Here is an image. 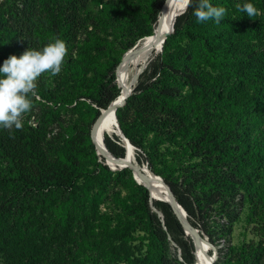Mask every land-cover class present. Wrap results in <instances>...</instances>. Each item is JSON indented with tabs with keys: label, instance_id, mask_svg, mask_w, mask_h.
<instances>
[{
	"label": "trees",
	"instance_id": "1",
	"mask_svg": "<svg viewBox=\"0 0 264 264\" xmlns=\"http://www.w3.org/2000/svg\"><path fill=\"white\" fill-rule=\"evenodd\" d=\"M164 1L153 0L150 13L153 30L146 36L153 34L159 25L164 10L159 9ZM198 2L192 0L188 11L178 15L175 32L168 35L163 50H158L159 45L155 46L154 57L141 74L132 91L134 93L127 98L126 104L117 108L116 114L123 133L137 148V160L141 162L142 158L139 150H145L149 168L164 179L188 212L191 223L201 228L212 243H216L217 238L228 239L233 231L244 207L245 196L241 195V190L254 185L252 179L256 170L248 166H254L256 162V168L264 166V0H210L214 7H224L227 12L219 24L211 19L218 28L204 31L194 28L199 23L193 14ZM245 3L254 4L258 15L250 18L236 9V4ZM34 6L46 7V0H32L33 9ZM92 24L89 40L80 45L70 42L71 34L64 33L63 25L58 24L56 19L39 25L35 34L44 39L48 36L46 32L50 31L54 38H60L66 45L68 43L67 46L77 49L76 57L67 53L64 58L71 70L73 63L95 60L105 49L101 41L102 30L96 21ZM227 27L238 31L239 38H227L230 37L225 30ZM180 35L186 36L190 49L178 47L175 41ZM141 36L129 41L124 47L125 52L118 56L113 50L108 51L111 59L100 78L95 97L98 108L88 129L96 148L93 150L94 167L80 160L67 159L66 169L55 168L46 165L45 157L35 154L40 168L23 169L15 162L12 143L0 132V254L8 264H103V253L88 255L85 252L87 244L94 243L91 238L107 231L114 239L127 241L141 221L147 226L150 221L156 224L150 230L160 239L162 248L160 255L143 264H179L172 263L168 256L184 264H197L193 238L189 230L185 233L172 205L152 196L150 190L136 179L131 168L111 170L104 163H107L106 155L97 146V118L101 110L120 95L123 57ZM7 41L4 36L1 42H4L5 48ZM8 52L3 51V56H8ZM173 60H178L179 64H174ZM198 61L205 64L211 62L218 67L219 85L212 89L204 87V74L194 66ZM186 87H191L190 98L180 103L177 100L182 99ZM139 96H155L162 107L173 110L177 115L180 110L183 115L208 116L209 105L215 108L212 123L203 121L202 124L186 127V131L191 133L185 146L193 158L199 157L202 161L193 164V169L183 175L182 183L158 170L156 159L148 150V146L154 150L149 135L155 127L148 123L145 114L138 113L136 116L137 120L141 119L136 134L130 132L129 125L123 120L124 108L132 98ZM175 102L180 106L176 107ZM221 105H225V110L219 111ZM232 120L235 123L229 128L228 123ZM65 135L63 127L52 135L59 154H63V150L71 144L63 138ZM114 137L107 135L105 144L113 156L124 158L127 150L122 145V138L119 135ZM22 141L31 146L28 137L22 138ZM97 150L104 162L99 160ZM125 174L138 191V201L111 214L100 212L102 194L118 197L114 184L117 181L125 183L126 179L122 177ZM261 200L264 202V193ZM162 213L172 239L181 249L177 255L160 220ZM45 248H49L51 253ZM215 264H221L220 256Z\"/></svg>",
	"mask_w": 264,
	"mask_h": 264
},
{
	"label": "rangeland",
	"instance_id": "2",
	"mask_svg": "<svg viewBox=\"0 0 264 264\" xmlns=\"http://www.w3.org/2000/svg\"><path fill=\"white\" fill-rule=\"evenodd\" d=\"M46 5L41 8L34 6L33 9L32 0H0V67L11 55L20 56L29 48L40 50L47 43L54 41V35L50 31L46 32L48 36L44 39L35 34L40 28L39 25L52 19H56L58 24L63 25L64 33L71 34L70 42L75 45L84 44L85 40H89L88 37L93 29L92 21H96L103 33L101 41L105 49L95 60H81L73 63L71 70L63 62L62 70L56 76L50 73L42 74L36 82L37 95L33 97L29 94L32 107L22 118L23 127L19 130L14 126L11 130L0 128V132L12 143L15 148L13 151L15 162L23 169L40 168L35 154L45 157L46 165H52L55 168L66 169L71 159L80 160L94 167L92 165L93 150L96 148L88 135V129L98 108L95 97L100 78L106 63L111 59L108 51L111 49L118 56L125 52L124 47L129 41L142 34L136 40L135 46L129 50L131 51L146 37L147 33L153 30L150 17L153 0H46ZM194 28L204 31L216 29L218 26L210 19L199 22ZM225 30L230 35L227 38H239L238 31L229 27ZM4 36L8 40L6 48L4 42H1ZM175 42L178 47L190 49L185 35L178 36ZM160 48L161 45L158 50ZM3 51H9L8 56H3ZM129 51L125 53V57ZM76 52L77 49L67 46L69 55L76 57ZM153 57H150L148 64ZM173 61L174 64H179L178 60ZM194 66L204 74V87L212 89L220 84V72L213 63L205 64L203 61H198ZM138 83L139 81L134 87ZM249 90L252 91L251 88ZM190 93L191 87H186L182 99L177 101L180 103L182 100L187 101ZM174 104L176 107L180 106L176 102ZM161 105L162 103L155 96L132 98L123 110V120L129 125L130 132L136 134L141 121V119L137 120L136 116L138 113L145 114L148 123L155 127L149 135V141L150 144H154V150H151L149 146L148 150L153 153L158 170L170 174L173 180L182 183L183 175L193 169L194 163L202 161V158H193L191 151L185 146L188 135L191 133L189 130L186 131V127L196 123L202 124L203 121L212 123L215 108L210 104L208 116H193L189 113L183 115L180 110L177 115L173 110ZM222 110H225V105H221L219 111ZM142 121H144L143 118ZM234 123L235 120L229 121L228 127L231 128ZM60 126L66 130L63 138L71 143L69 148L63 150V154L57 152L52 139L54 132L61 129ZM25 137L30 139V147L22 141ZM109 137L114 136L109 135ZM135 151L134 149V164L142 169L148 168L147 152L139 150L142 154L141 162H139ZM257 165L256 162L254 166H248L249 169L256 170V176L252 179L254 185L241 190V195L245 196L244 207L234 223L232 233L228 239L220 237L217 238L216 243H213L218 251V257L220 256L221 264H264V202L261 200V195L264 193V166L258 169ZM97 167L101 169L100 166ZM202 168L198 167V169ZM111 170L117 171L112 168ZM122 177L126 179L125 183L117 181L114 184L118 197L102 194L99 199L100 212L111 214L119 211L122 206H132L138 201L136 187L126 174ZM155 225L150 221L147 226L146 222L141 221L127 241L114 239L109 232L101 231L95 238H91L94 243L87 244L85 252L88 255L103 253V264H143L151 261L162 253L160 239L150 230V227ZM94 239L98 241L95 242ZM45 250L51 253L49 248ZM180 250L175 246L176 255ZM168 258L172 263L184 264L171 256ZM0 264H8L5 258H1V254Z\"/></svg>",
	"mask_w": 264,
	"mask_h": 264
},
{
	"label": "clouds",
	"instance_id": "3",
	"mask_svg": "<svg viewBox=\"0 0 264 264\" xmlns=\"http://www.w3.org/2000/svg\"><path fill=\"white\" fill-rule=\"evenodd\" d=\"M192 0H182L184 8L181 14L191 5ZM236 9L246 13L250 18L258 15L254 4H236ZM193 14L198 22L215 19L220 23L226 14L224 7H214L210 0H199ZM67 54L66 42L60 38L47 43L42 49L29 48L20 56L11 55L0 67V127L11 130L23 127L22 118L29 112L32 102L29 94L35 97L37 80L44 73L58 75L62 70Z\"/></svg>",
	"mask_w": 264,
	"mask_h": 264
},
{
	"label": "bare ground",
	"instance_id": "4",
	"mask_svg": "<svg viewBox=\"0 0 264 264\" xmlns=\"http://www.w3.org/2000/svg\"><path fill=\"white\" fill-rule=\"evenodd\" d=\"M183 8L184 5L182 0H167L163 14L159 20V25L154 30V33L144 37L135 49H132L131 51L128 50L129 52L127 56H124L125 58L123 57L120 77L121 96L119 95L120 97H118L117 100H121L126 93L133 91L134 85L139 81L140 75L146 68L155 46L163 45L164 35L172 28H175V21ZM116 110L109 112L104 116L103 120L101 121L100 119L97 124L96 141L98 143V148L106 155L107 163L112 167H119L121 164L125 163L135 165L140 171L138 172L135 170L136 179L150 190L152 196L169 202L174 208L176 214L181 219H185L186 216L183 211V205L179 203L175 195L167 187L164 179L161 176L159 177V175L149 167L142 169L139 165L134 164V152L131 151L130 145H128L118 129L115 117ZM107 135H119L122 138L123 144L128 145L127 153L124 158L115 157L110 153L105 144V137ZM189 232L197 249V264H213L214 256L209 252L210 245L200 236V232H197L196 229H189Z\"/></svg>",
	"mask_w": 264,
	"mask_h": 264
},
{
	"label": "water",
	"instance_id": "5",
	"mask_svg": "<svg viewBox=\"0 0 264 264\" xmlns=\"http://www.w3.org/2000/svg\"><path fill=\"white\" fill-rule=\"evenodd\" d=\"M166 1L167 0H165L164 1V3L162 4V6H161V8L159 9V11L160 10H162V9H164V7H165V5H166ZM188 9H189V7H188ZM188 9H187V11H188ZM179 24V22H177L176 23V25H178ZM175 32V28H172L171 30H169L165 35H164V39H163V44H164V42H165V40H166V38L168 37V35H170V34H172V33H174ZM160 50L162 51L163 50V45L161 46V48H160ZM120 86V85H119ZM138 89V87L136 88V90ZM135 90V91H136ZM134 92H128V93H126L124 96H123V98L121 99V100H117V99H114L106 108H104V109H102L101 110V114L99 115V117L97 118V119H101V121L103 120V118H104V116H106L109 112H111L112 110H116L117 109V107L118 106H123L125 103H126V101H127V98L130 96V95H132ZM121 96V95H120ZM120 96H118V97H120ZM115 117H116V120H117V126H118V129L120 130V133L122 134V136L124 137V139L126 140V142L128 143V145H130V149H131V151H133L134 152V149H135V146L130 142V140L125 136V134L123 133V131H122V129H121V127H120V124H119V122H118V118H117V114H116V112H115ZM125 148H126V150H127V148H128V145L127 144H122ZM97 154H98V156H99V160H101L102 162H104L102 159H101V156H100V153L98 152V150H97ZM105 164H107V165H109L108 163H106V162H104ZM112 169H114V170H120V169H123V168H125V167H129V168H131L132 170H133V173H134V175H135V170H137L138 172H140L139 171V169L138 168H136L135 167V165H133V164H130V163H125V164H121L119 167H112L111 165H109ZM140 174H142V173H140ZM160 177V176H159ZM146 181L149 183V181L146 179ZM173 191V190H172ZM183 211H184V214H185V219H181L179 216H176L179 220H180V222L182 223V225H183V227H184V230H185V233H187V231L189 230V229H196L197 230V232H200V236L201 237H203L206 241H207V243L211 246V250H212V252H213V256H214V260H213V264H215V261L217 260V257H218V251H217V249H216V247L214 246V244L209 240V237L207 236V234L201 229V228H198V227H195L192 223H191V221H190V216H189V214H188V212L186 211V209L185 208H183ZM161 221H162V224H163V227L166 229V231L168 232V238H169V241L170 242H172L175 246H177V244H176V242L172 239V237H171V234H170V232H169V228H168V226H167V224H166V222H165V219H164V215H163V213H162V217H161V219H160ZM180 253H181V250H180Z\"/></svg>",
	"mask_w": 264,
	"mask_h": 264
}]
</instances>
